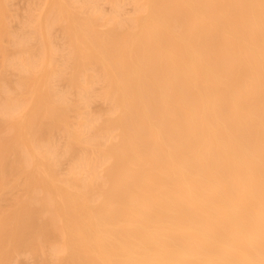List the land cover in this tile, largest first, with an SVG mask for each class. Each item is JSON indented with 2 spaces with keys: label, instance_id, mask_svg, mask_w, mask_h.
I'll return each instance as SVG.
<instances>
[{
  "label": "bare ground",
  "instance_id": "obj_1",
  "mask_svg": "<svg viewBox=\"0 0 264 264\" xmlns=\"http://www.w3.org/2000/svg\"><path fill=\"white\" fill-rule=\"evenodd\" d=\"M17 1L0 264H264V0Z\"/></svg>",
  "mask_w": 264,
  "mask_h": 264
},
{
  "label": "rangeland",
  "instance_id": "obj_2",
  "mask_svg": "<svg viewBox=\"0 0 264 264\" xmlns=\"http://www.w3.org/2000/svg\"><path fill=\"white\" fill-rule=\"evenodd\" d=\"M17 6H19V7L23 6V0H18ZM104 7L107 8V5H104ZM124 8L127 10L129 8V6L125 5Z\"/></svg>",
  "mask_w": 264,
  "mask_h": 264
}]
</instances>
